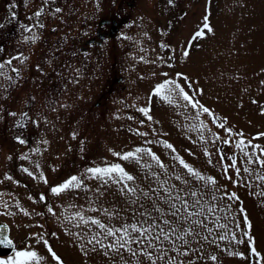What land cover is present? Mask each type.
I'll return each mask as SVG.
<instances>
[{"label": "rangeland", "instance_id": "rangeland-1", "mask_svg": "<svg viewBox=\"0 0 264 264\" xmlns=\"http://www.w3.org/2000/svg\"><path fill=\"white\" fill-rule=\"evenodd\" d=\"M33 1L22 0L23 9L20 14L23 20L18 23L17 31L11 29V33L15 35H6L10 40L0 49V59L3 60L9 56L15 57L17 52L27 57L23 63L19 57L13 60V64L23 68L24 82L22 86L11 89L8 99H4L0 93V104L4 106L6 112L25 110L34 114L39 110L51 121L50 123L41 121L39 127L28 122L27 127L16 128L12 126V117L5 115V118L0 120V201L8 205L6 209L0 204V218L9 223L16 248L29 246L30 242L47 264H58L47 251V246L40 240V237L44 236L66 264H110V258L99 249L93 252L88 248L86 249L88 255L85 256L80 251V244L73 243V237L63 230L70 222L64 220L62 225L57 221V217L63 218L66 212L79 210V207L65 209L61 205L69 203L77 206L86 205L84 190H77L79 195L68 192L57 196L50 192V185L62 182L69 175L80 173L83 168L92 166L94 162H105V157L109 162H121L126 170L138 175L141 183H144V173L134 161H124L115 157L108 149L129 150L146 140H152L153 143L147 146L152 147L165 163L171 165L170 150L155 143V138L159 135L175 145L188 162L214 175L220 184H226L229 189L237 191L252 221L251 232L255 238L254 244L261 253L260 257L251 253L252 245L246 243L245 237L244 243H237L235 240L225 241L224 247L206 244L205 254L208 256L216 254L218 259L217 261L201 259L198 264H262L264 197L253 193L257 192L256 185H260V189L264 190V182L254 180L251 188L245 184L234 185L221 170V164L230 161L225 159L209 164L208 156L203 149L205 147L209 149L214 161L219 160L221 149L226 156L235 153L238 165L243 166V152L235 146L239 135L242 133L246 139L250 138L254 143L264 145V137L255 135L264 132V113L260 112V108L264 107V84L261 83L264 81V0H175L174 4H168L167 0H135L137 5L134 9L127 7L123 0L124 12L135 13L134 19L137 15L140 17L143 14V24L140 26L139 23L140 28H137L141 30L137 36L138 43L129 33L130 27L136 28L135 23H131L121 29L115 40L117 42L115 60L109 58V51H104L102 65L93 67L80 64L79 45L94 34L98 18L106 11H110L111 7H115L116 1L100 0L101 9L92 14L91 4H94L92 2L94 0H84L85 7L77 11L71 9L69 26L58 29H51L47 15L42 17L32 15V9L36 8ZM70 1L74 3L76 0ZM12 6V10H15L16 3L13 2ZM122 8L119 7L118 10L121 11ZM182 8L185 12H182ZM147 12L151 15L172 12L180 16L171 38L172 51L161 47L162 37L159 33L154 37L155 32L150 37L146 35L144 23ZM206 14L209 16L208 23L213 31L205 30V36L194 38V33L201 27L202 17ZM37 18L45 25L43 28L36 24ZM13 21L15 22V16ZM29 24L34 27L26 29L25 26ZM6 26L13 27L8 23L0 27V30ZM121 32L126 35L121 36ZM33 34H38L35 42L31 41ZM25 36L29 39H24ZM64 41H70L68 42L70 45L76 44V48L70 53L69 61L64 57L63 47L58 45ZM132 42L135 46L129 47ZM184 47L189 48V55L186 57L182 54ZM48 60H52V64H49ZM161 60L168 63H162ZM36 64H39L44 72H40L35 67ZM67 65H71L72 69H79V74L75 71L70 72L66 68ZM165 72L169 75L175 72L189 74L193 82L192 93L217 116L227 117V123L234 131L226 133L207 114H202L200 119L207 122L212 132H219L221 137L231 139V143L212 141L210 139L212 132L198 127V121L195 119L196 109L191 107L185 109L182 103L170 104L151 93L155 84L165 78L163 75ZM68 74L74 76L75 83L67 79ZM120 78L122 80L119 81ZM3 80L4 77H0V83ZM65 84L68 85L67 90L64 89ZM199 88H203L202 94L196 92ZM61 92H64L63 97H60ZM33 95L36 99L29 107L24 101ZM53 95L67 99L70 107L57 108L56 111L43 108L46 97ZM149 96L152 97L150 103L152 120H148L139 111V106L148 104ZM142 119L146 121L144 125L139 124ZM136 128L147 132L148 135L143 136L130 131ZM153 129H156V132H153ZM73 131L77 133L75 138L71 135ZM201 132L209 139L196 142ZM17 134H23L29 143L25 145L16 141L14 136ZM44 139L48 141L46 147L42 143ZM33 146L42 150L39 153H30L31 159H22L20 154ZM187 149H191V153ZM9 155L11 159L8 158ZM33 161L40 163L47 177V184L22 171L20 165L39 173L40 169L35 168ZM252 167L258 166L254 164ZM180 168L182 170V166ZM4 173H10L14 179H6ZM248 178L246 175L245 180ZM15 180H19L20 183H15ZM85 182L91 184L93 190L100 187L99 181L95 179ZM102 190L104 195L99 197L98 207H107L110 211L113 210V205H118L120 209L125 208L126 198L120 194L115 184L105 185ZM29 193L35 199L30 198ZM40 193L45 194L44 201L39 199ZM15 200H19L20 204H15ZM47 204L56 209V215L47 211ZM239 206V202H232V211L236 213L237 221L243 216L242 212L236 211ZM21 207L27 209L30 214L21 212ZM84 211L88 215L100 216L106 223L109 222L108 217L99 210L92 211L85 207ZM221 217L222 222L232 219L231 216L225 218L223 213ZM119 222V217L112 220V223ZM81 229L86 237L87 226L82 224ZM74 231L77 229L70 228V232ZM224 231H233L232 224L229 223L227 230L217 229L216 234H222ZM235 231L239 234L240 230ZM53 232L57 235H50ZM31 233L39 235L33 237ZM231 251H244L245 256L229 255ZM13 254L14 251L0 257ZM111 259H115L119 264V257L113 256Z\"/></svg>", "mask_w": 264, "mask_h": 264}, {"label": "snow or ice", "instance_id": "snow-or-ice-1", "mask_svg": "<svg viewBox=\"0 0 264 264\" xmlns=\"http://www.w3.org/2000/svg\"><path fill=\"white\" fill-rule=\"evenodd\" d=\"M115 2V0H114ZM168 4H174L175 0H167ZM51 5L49 14L56 16L57 13L62 12V9L57 6L54 0H43L40 7L37 8L34 15L40 17L45 12V5ZM99 0H97V6ZM12 16L16 13L12 12ZM203 23L199 29L194 33V38L203 37L207 32L213 31L212 26L208 23L209 16L206 14L202 17ZM36 24L43 28L45 25L37 20ZM26 29H32L34 26L29 24L25 26ZM55 29V26H53ZM126 35L121 32V36ZM24 39H29L25 36ZM38 39V34L31 36V41L35 42ZM66 39V37H65ZM189 45L191 41L188 42ZM162 48H168L169 45L163 40L160 41ZM183 56L189 55V48L182 49ZM75 55V53H72ZM19 57L20 60L26 62L27 57L23 53L17 52L15 57L9 56L6 60L0 59V77H4L0 83V93L4 99H8L11 89L22 86L24 82L23 68L13 64V60ZM143 59V57H138ZM162 63L168 61L161 60ZM52 64V60H48ZM35 67L40 72H44L39 64ZM66 68L71 72L75 71L79 74V69H72L71 65ZM9 70L11 74H9ZM60 75V73H58ZM164 79L156 83L151 89V93L160 96L164 101L170 104H181L182 107L188 109H196L195 119L198 121V127L212 132L207 122L200 119L202 114H207L208 117L214 122L219 124L220 128L226 133H233L234 129L228 125L227 117L217 116V114L199 99L196 94L192 93L193 82L191 77L186 72H175L169 75L167 72L164 74ZM67 79L75 83L74 76L67 75ZM264 84V81H261ZM68 85H64L67 90ZM197 93H203V88L196 90ZM64 96V92L60 93V97ZM36 97L33 95L30 99H26L24 103L31 106V102L35 101ZM152 97L149 96L148 104L139 106V111L143 113L148 120H152L150 115V103ZM50 111H56L57 108L70 107L67 99L57 98L55 95L46 97L42 105ZM260 112L264 113V107L260 108ZM5 115L13 118L12 126L16 128L27 127L28 122L40 126L41 121L50 123L48 116L43 114L42 111H36L34 114L30 111H7L4 106L0 104V120L5 118ZM187 118V117H186ZM145 120H140L139 124L144 125ZM191 127V126H189ZM137 134L147 136V132H142L140 128L130 129ZM156 132V129L152 130ZM72 137L75 138L77 133L73 131ZM256 136L264 137V132L256 133ZM14 139L21 144H28V140L24 138L23 134H17ZM209 139L204 133L198 134V141ZM212 141L220 140L223 144L231 143V139L221 137L219 132H212L210 137ZM46 147L48 144L47 139L42 141ZM152 140H146L141 145H135L129 150L117 151L109 148L108 151L113 156L121 158L124 161H134L139 169L144 173L141 183L140 177L133 174V172L126 170L124 165L119 161L107 160L105 162L95 163L92 166H86L80 173L69 175L62 182L50 185V192L54 195L61 193L71 192L73 195H79V189L84 190V198L87 202L86 205H75L69 203L61 205L65 209L77 208L79 210L66 212L64 217H57V221L63 225V221H69V226L64 227V232L69 233L73 237V243L80 244V251L85 256L88 255L86 249L90 248L95 252L97 249L102 250L103 254L110 258V264H117L113 256L119 257V264H198L201 259L217 261V255L205 254V245L213 244L224 247L223 242L235 240L237 243H246L252 245L250 248L251 253L256 257H260L261 253L258 251L254 244V236L252 235V221L249 219L247 210L243 207L241 197L237 191L229 189L228 185L220 184L214 175L208 174L201 169L195 167L192 163L188 162L180 151L169 140L161 138L159 135L155 138V143L165 146L169 149V156L171 157L172 164H167L153 150L152 147L147 145L152 144ZM83 145V141H81ZM237 149L243 152L244 164L238 165L237 156L231 153L226 156L223 149L219 151V160L212 159V153L207 147L203 149L206 156H208V163L214 164L228 159L229 163H222V174L227 175L234 185L245 184L251 188L253 181L264 182V145L254 143L252 139L245 138L241 133L239 138L235 141ZM249 146L251 148L249 149ZM42 149L37 146L30 147L27 152L20 154L22 159H31L30 153H39ZM83 151V148H81ZM191 153V149H187ZM195 155L194 153H192ZM147 157V159H145ZM11 159V156L8 157ZM35 168L40 169L39 173L33 171L31 168L20 165L23 172L28 173L30 176L42 180L45 184L48 183L41 165L38 161H33ZM258 167L253 168L252 165ZM182 166V170L180 168ZM54 168L56 166H53ZM249 178L245 180V176ZM8 180L14 178L10 173H4ZM97 180L100 187L95 190L92 189L91 184L86 183L85 180ZM19 184V180H15ZM115 184L120 194L126 198V206L120 209L118 205H113V210L110 211L107 207H98L99 197L104 195L102 187L105 185ZM257 192L254 195L264 197V190L260 189V185H256ZM30 198L35 199L31 193L28 194ZM39 199L44 201L46 199L44 193L39 194ZM239 202L240 206L236 210L242 212L243 216L239 221L236 219V213L232 211V202ZM15 204L19 205L20 201L15 200ZM0 204L4 208H8L7 204ZM130 205V207H129ZM47 211L56 215V209L47 204ZM87 207L92 211L99 210L104 213L109 222H105L98 215H88L85 213L84 208ZM21 212L26 214L28 210L21 207ZM221 213L224 217L231 216V221L222 222ZM10 214V213H9ZM43 215V213H40ZM119 217V223H112V220ZM229 223L233 226V231H224L222 234H216L217 229L227 230ZM87 226L88 234L85 237L81 225ZM244 227H241V225ZM5 226L0 225V229ZM70 228H75L77 231L70 232ZM239 229V234L235 231ZM33 237L38 236V233H31ZM50 235L56 236L57 233L53 232ZM40 240L47 246V251L54 258L58 264H66V261L53 250L46 237L41 236ZM13 240L0 231V244L13 245ZM227 250V249H226ZM229 255L244 257V251H231ZM47 264L44 257L40 255L37 248L29 246L15 248L14 254L8 257H0V264ZM264 264V261H262Z\"/></svg>", "mask_w": 264, "mask_h": 264}, {"label": "flooded vegetation", "instance_id": "flooded-vegetation-1", "mask_svg": "<svg viewBox=\"0 0 264 264\" xmlns=\"http://www.w3.org/2000/svg\"><path fill=\"white\" fill-rule=\"evenodd\" d=\"M116 1L115 7H111L110 11H106L104 15L98 18L97 20V26L95 27V32L93 35L88 37L83 41L81 45H79V56L80 64L85 66H99L102 65V55L104 51H109V58L111 60H115L116 58V50H117V42H115L117 36L119 35L121 29L123 27L129 26L131 23L136 25V28L130 27L129 33L133 36V40L136 39V42L138 43V37L139 33H141V30L137 28L143 24V14L139 17L134 19L135 13L133 12H124V9L122 8V4L124 3L123 0H120V3L118 4V1ZM13 2L16 3V7L14 6L15 10L13 9ZM55 4L59 6L62 9V12L57 13L56 16H52L49 14V8H51V5H45V12L41 14L40 17L47 15V18L50 22L49 26L51 29H54L53 26H55V29H58L62 26H69V14L71 9L80 10L81 8L85 7L86 1L84 0H76L74 3H72L70 0H54ZM94 4H91V10L92 14L98 12V10L101 9V1L99 0V5L97 6V0L92 1ZM41 3H43V0H34L33 5L36 6V8L32 9V15H34L37 8L40 7ZM126 6L130 9H134L137 5L135 0H125ZM154 4V2H153ZM160 5V4H159ZM121 7L122 10L119 11L118 8ZM22 0H0V27H3L5 24L13 27H4L3 30H0V49L5 47L6 42H8L10 39L6 37L15 35L11 33V29L14 31H17L18 23L22 21ZM19 15H15V22L13 21V16L10 12H14ZM182 12H185V9L182 8ZM147 17L144 23V28L146 30V35L150 37V35L153 34V37L156 35V33L161 35V40H163L166 44L169 45L168 49L172 51V43L171 40L172 36L174 35V30L177 24L179 23L180 17L178 14H174L172 12H161L160 15L158 13L156 14H149L146 13ZM11 17V19L8 20V17ZM40 18H37L39 20ZM181 19V18H180ZM100 21L102 23L100 24ZM2 25V26H1ZM16 25V27H15ZM8 28V29H5ZM112 29H116L115 32H111ZM158 30V32H157ZM20 31V30H19ZM111 32V33H110ZM3 34V35H2ZM152 38V37H151ZM160 40V41H161ZM181 41V40H180ZM179 41V43H180ZM70 42V41H68ZM68 42H63L58 44L63 47V51L65 54V59L69 61L70 53L72 50L76 48V44L70 45ZM172 42V43H171ZM136 43V44H137ZM135 43H130L129 47H134ZM175 46V42H174ZM106 53V52H105ZM171 62L174 63V61L171 60Z\"/></svg>", "mask_w": 264, "mask_h": 264}, {"label": "water", "instance_id": "water-1", "mask_svg": "<svg viewBox=\"0 0 264 264\" xmlns=\"http://www.w3.org/2000/svg\"><path fill=\"white\" fill-rule=\"evenodd\" d=\"M111 32H115V29H112ZM0 225L5 226L3 229H0V231H2L5 235L10 237L8 224L0 219ZM13 248H14V243L13 245L0 244V254L9 253L10 251L13 250Z\"/></svg>", "mask_w": 264, "mask_h": 264}]
</instances>
